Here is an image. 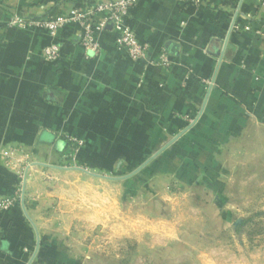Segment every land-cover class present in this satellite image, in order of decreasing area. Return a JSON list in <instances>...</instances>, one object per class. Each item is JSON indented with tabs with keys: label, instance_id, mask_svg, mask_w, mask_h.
<instances>
[{
	"label": "crops",
	"instance_id": "crops-1",
	"mask_svg": "<svg viewBox=\"0 0 264 264\" xmlns=\"http://www.w3.org/2000/svg\"><path fill=\"white\" fill-rule=\"evenodd\" d=\"M101 1L0 0V204L14 200L0 210V264H60L56 182L70 175L140 188L204 178L217 191L234 162L264 153V0H141L123 19L149 46L137 61L110 26L89 60L76 22L56 38L7 28ZM53 43L61 55L49 64ZM68 137L81 142L73 157Z\"/></svg>",
	"mask_w": 264,
	"mask_h": 264
},
{
	"label": "rangeland",
	"instance_id": "rangeland-1",
	"mask_svg": "<svg viewBox=\"0 0 264 264\" xmlns=\"http://www.w3.org/2000/svg\"><path fill=\"white\" fill-rule=\"evenodd\" d=\"M230 168L217 191L204 178L142 188L57 181L66 188L57 198L60 264H264V153Z\"/></svg>",
	"mask_w": 264,
	"mask_h": 264
},
{
	"label": "built area",
	"instance_id": "built-area-1",
	"mask_svg": "<svg viewBox=\"0 0 264 264\" xmlns=\"http://www.w3.org/2000/svg\"><path fill=\"white\" fill-rule=\"evenodd\" d=\"M141 0H102L91 4L84 12H73L69 16L58 15L55 18L29 19L22 16H13L7 24V28L15 30H44L50 37L56 38L58 32L69 22H76L81 26L82 36L79 44L83 49V58L89 60L99 53V46L94 40L96 33H101L108 26L114 32V45L121 56L137 61L143 59L149 46L140 43L134 33L124 25L123 19L138 2ZM186 4L197 5L199 0H179ZM61 55L59 44L53 43L42 50L41 57L44 62L55 63ZM159 63L164 67H169L167 55L162 52L159 56ZM259 79L264 80V72ZM69 156L73 157L76 150L81 146V142L72 138H67ZM14 200H7L0 204L1 208H7Z\"/></svg>",
	"mask_w": 264,
	"mask_h": 264
},
{
	"label": "trees",
	"instance_id": "trees-1",
	"mask_svg": "<svg viewBox=\"0 0 264 264\" xmlns=\"http://www.w3.org/2000/svg\"><path fill=\"white\" fill-rule=\"evenodd\" d=\"M43 18H45V17H43ZM43 18H40V19H43Z\"/></svg>",
	"mask_w": 264,
	"mask_h": 264
}]
</instances>
